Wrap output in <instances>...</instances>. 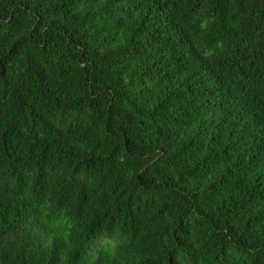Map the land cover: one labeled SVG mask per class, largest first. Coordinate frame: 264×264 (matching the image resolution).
<instances>
[{"label": "trees", "instance_id": "16d2710c", "mask_svg": "<svg viewBox=\"0 0 264 264\" xmlns=\"http://www.w3.org/2000/svg\"><path fill=\"white\" fill-rule=\"evenodd\" d=\"M0 264H264V0H0Z\"/></svg>", "mask_w": 264, "mask_h": 264}]
</instances>
